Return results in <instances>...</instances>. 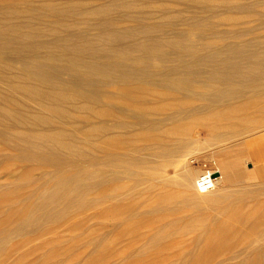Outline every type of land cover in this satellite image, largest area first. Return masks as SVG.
Listing matches in <instances>:
<instances>
[{
  "label": "bare ground",
  "instance_id": "1",
  "mask_svg": "<svg viewBox=\"0 0 264 264\" xmlns=\"http://www.w3.org/2000/svg\"><path fill=\"white\" fill-rule=\"evenodd\" d=\"M13 1L0 0V13L37 17L43 27L2 26L0 20V109L7 115L0 114V125L65 153H37L36 143L27 156L69 166L84 164V154L97 151L88 169L99 167L85 177L95 182L87 181L85 189L108 182L104 173L110 168L130 179L132 184L119 187L113 198L128 194L147 207L153 230L143 251L192 234L181 264L233 260L225 253L245 241L240 234L264 232V187H251L244 167L251 153L222 156L216 170L196 169L188 157L198 140L196 127L211 130L209 144L222 155L230 145L226 140L252 136L264 126V44L256 41L258 27H264V0H16L24 6ZM46 13L53 21L43 17ZM81 25L97 31L95 36L72 30ZM59 29L67 35L41 38L44 31ZM6 33L15 37L3 38ZM151 58L177 61L179 68L150 64ZM126 60L137 66H125ZM64 72H74L79 80L63 78ZM169 166L181 172L170 175ZM208 172L218 174L216 186L202 192L198 179ZM44 186L41 208L56 203L59 194L71 199L65 181L52 178L39 189ZM186 207L194 213L171 215ZM12 231H0V240ZM254 253L239 264H264V245Z\"/></svg>",
  "mask_w": 264,
  "mask_h": 264
},
{
  "label": "rangeland",
  "instance_id": "2",
  "mask_svg": "<svg viewBox=\"0 0 264 264\" xmlns=\"http://www.w3.org/2000/svg\"><path fill=\"white\" fill-rule=\"evenodd\" d=\"M13 2L17 1L14 0ZM17 4L24 6L19 1ZM48 15L46 13L43 17H47ZM0 18L2 26L6 24L28 25L38 23L40 27H43L42 23H39L42 21L37 17L27 19L24 16H4L3 13H0ZM46 19L53 21L52 17H47ZM248 26L255 28L256 23H248ZM258 28H260L257 31L260 39L256 40L257 44L258 42L259 44H264V31H262L264 27L261 28L259 26ZM72 30L80 36L86 35L87 31L91 36H95L97 32L95 30L89 32L88 28L82 25L78 28L74 27ZM69 33L72 32L70 31ZM66 35V31L59 29L57 34H50L44 31V35L41 38L43 40H52L58 36L63 37ZM252 36L255 37L256 35ZM2 37H10L12 39L15 35L13 33H6ZM150 60L152 61L150 64L179 68L177 61L163 62L159 61L158 58H155V60L151 58ZM124 64L125 66L136 65L132 60H126ZM206 64L204 62L203 66ZM16 66L20 67L19 64ZM53 68L57 69L58 67L55 66ZM62 75L63 78L68 80H79L74 72H64ZM2 90L4 91L3 88ZM0 114L3 117L7 116L2 109H0ZM259 130L262 132L264 126L259 128ZM259 130L257 129L256 132ZM193 131L198 140L192 143L191 148L193 153L188 157L189 159L192 157V165L196 169L216 170L215 168L218 166L216 163H219V159L222 156L235 159L237 153H239L237 157L241 153H246V155L247 153H251L246 156L249 159L246 161L247 163H243V165L246 163L244 167L250 171L248 182L254 185L251 187H264L263 184L260 185L261 180H264V172L262 175H258L256 172L258 165L259 169L263 171L261 167L264 166V155H262L261 159L254 157L257 152L264 153V131L262 132L263 134L260 131L254 134V131L252 132V136L250 133L248 135L246 133L244 136L241 135L242 140L241 136H238L240 138L232 137L230 140H226V143L229 142L228 145L230 144L231 146L237 142L230 149H228L230 145L228 146L223 141L222 145H227L226 149L228 151L227 154L223 152L222 155L213 152L215 145L209 144L211 143V136L213 134L208 127L202 125L196 127ZM243 137H246V139ZM253 137H256L258 142ZM38 142L39 140L36 137L20 134L11 127H7L4 124L0 125V231L13 229L11 236H5L4 240H0V264H181L179 258L188 253V239L192 237V234L187 235L184 241L182 238H175L166 245L154 246L147 251H143L144 248L149 246L146 243V236L153 230V227L148 224L151 218L147 216V207L142 205L140 200H136L128 194H123L118 200L113 198L119 187L130 186L132 184L130 179L126 176L113 173V168H110L107 173H104L107 174L108 182L102 185L98 181V183H94L91 189H85V184L88 181L85 178L86 173L97 170L99 167L96 165L92 169H88L90 167L89 159L98 158L99 154L97 151H87L86 155L84 154V164L63 166L54 161L44 162L42 158L27 156L33 146L31 144L37 143L39 145ZM205 143H208V145ZM199 145L200 147H198ZM239 146L241 147L238 149ZM33 150L37 151V153L59 151L52 143L39 145L33 148ZM59 153L62 156L65 154L60 151ZM145 153L149 152L145 151ZM142 155L144 154L138 153V156L143 157ZM249 156L251 157L249 158ZM209 157L210 159L211 157L214 158L209 160ZM77 162L80 161L77 160ZM103 162H106V160ZM167 168L166 173L170 175H176L175 173L181 172L179 168L176 170L173 166ZM52 178L65 181L68 185V187H65V193L69 194L71 199L69 197L66 199L65 195L59 194L56 203L46 204L43 206L44 208H41L39 196L47 186H44L42 189L39 188ZM256 181H260L259 184ZM93 182L89 183L93 184ZM240 183L237 185L241 186L242 184ZM52 185L53 183H51ZM29 208H32L31 216L29 215L31 213L29 212ZM130 213L132 216H126ZM163 213L161 211L159 214L163 215ZM193 213L194 210L191 207H186L178 212H173L171 215L185 218ZM132 224H137L138 228L132 230ZM258 231L238 236L241 239L244 238L245 241L243 243H234V248L232 247V250L225 253V255L231 257L233 260L224 262L221 258H215L210 263L239 264L242 257L246 255L254 256V249L257 246L264 245L260 244L264 241L259 242L261 237L264 240V232ZM262 256H264V253ZM262 262L264 263V257L262 258Z\"/></svg>",
  "mask_w": 264,
  "mask_h": 264
},
{
  "label": "built area",
  "instance_id": "3",
  "mask_svg": "<svg viewBox=\"0 0 264 264\" xmlns=\"http://www.w3.org/2000/svg\"><path fill=\"white\" fill-rule=\"evenodd\" d=\"M215 186L216 176H214V173L208 172L198 179V188L202 192L212 191L214 190Z\"/></svg>",
  "mask_w": 264,
  "mask_h": 264
},
{
  "label": "water",
  "instance_id": "4",
  "mask_svg": "<svg viewBox=\"0 0 264 264\" xmlns=\"http://www.w3.org/2000/svg\"><path fill=\"white\" fill-rule=\"evenodd\" d=\"M214 176H217V175H214Z\"/></svg>",
  "mask_w": 264,
  "mask_h": 264
}]
</instances>
